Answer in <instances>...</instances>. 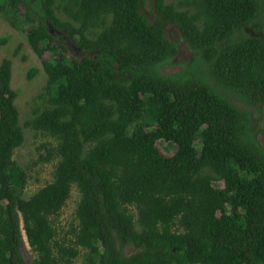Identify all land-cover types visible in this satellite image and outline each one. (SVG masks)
<instances>
[{
    "label": "trees",
    "instance_id": "trees-1",
    "mask_svg": "<svg viewBox=\"0 0 264 264\" xmlns=\"http://www.w3.org/2000/svg\"><path fill=\"white\" fill-rule=\"evenodd\" d=\"M260 2L0 0L32 51L56 56L42 60L45 92L24 124L50 139L40 161L55 162L53 181L28 200L11 62L0 64V264H26L24 239L33 264H264V144L252 124L264 113V38L244 32ZM168 27L193 57L166 75L178 56ZM74 188L75 221L59 230Z\"/></svg>",
    "mask_w": 264,
    "mask_h": 264
},
{
    "label": "rangeland",
    "instance_id": "rangeland-1",
    "mask_svg": "<svg viewBox=\"0 0 264 264\" xmlns=\"http://www.w3.org/2000/svg\"><path fill=\"white\" fill-rule=\"evenodd\" d=\"M264 3L263 0H261ZM171 3V0H167ZM261 3V2H260ZM261 3V4H262ZM22 12H24L21 7ZM142 14L152 22L153 15L150 13L149 1L146 2ZM25 31L29 29V26H24ZM51 34L56 36L54 45H61L67 50L68 57L80 60L83 57V52L76 47L71 40H69L64 34H60L51 29ZM165 37L168 40H172L178 43V56L174 60V65L167 67L162 73L163 74H177L179 73L184 62H189L193 55L187 49L185 43L180 41L178 32L171 27L166 30ZM56 58L52 51H47L44 55L39 58L29 47L25 32L22 30H16L11 28L8 23L0 15V64L3 60H9L11 62V89L15 92L16 98L14 101L19 113V123L23 127L24 132V143L16 149L13 153L14 161L24 169H27L28 173V184L24 190L23 198L29 199L39 189L43 188L46 184L53 181V172L55 162L42 163L40 157H44L45 151L41 146L50 139L44 138L40 135H36L29 129L24 127L26 121L32 118L31 109L36 105H41V100L38 97L44 94L46 87V75L42 68V60H51ZM37 69L38 73L31 79H27V74L31 69ZM238 105V103H236ZM252 124L257 132V139L260 144H264V113L260 117L255 115L252 119ZM52 142V140H51ZM157 149L165 154L172 155L174 152L173 146L165 142H158L156 145ZM216 188L222 189L223 183L217 182L214 184ZM79 195L77 190L74 188L71 192V197L63 208L61 217L58 223V229L61 228L64 231L69 230L70 224L75 221L74 212L76 203L78 202ZM128 254L132 252L126 251ZM22 255L26 264H33L35 255L30 251L24 239V246L22 249ZM81 257L75 260V264H79Z\"/></svg>",
    "mask_w": 264,
    "mask_h": 264
},
{
    "label": "flooded vegetation",
    "instance_id": "flooded-vegetation-1",
    "mask_svg": "<svg viewBox=\"0 0 264 264\" xmlns=\"http://www.w3.org/2000/svg\"><path fill=\"white\" fill-rule=\"evenodd\" d=\"M260 9H261V14H262L261 17H258V19L257 18L253 19L251 21L250 25L248 27L244 28V32H246L251 37L264 38V3L262 4V8L259 5V10ZM261 18H262V20L260 21ZM180 41L182 43H185L184 41L181 40V38H180ZM186 46H187V44H186Z\"/></svg>",
    "mask_w": 264,
    "mask_h": 264
},
{
    "label": "clouds",
    "instance_id": "clouds-1",
    "mask_svg": "<svg viewBox=\"0 0 264 264\" xmlns=\"http://www.w3.org/2000/svg\"><path fill=\"white\" fill-rule=\"evenodd\" d=\"M260 7L262 8V5H260ZM260 14H261V9H260ZM262 15V14H261ZM261 15L259 17H261ZM262 19V18H261ZM166 68L163 69V71L165 70Z\"/></svg>",
    "mask_w": 264,
    "mask_h": 264
}]
</instances>
